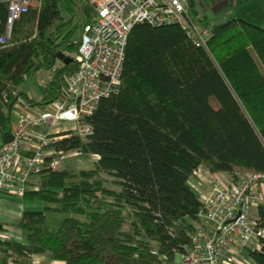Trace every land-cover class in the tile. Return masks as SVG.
<instances>
[{
    "label": "trees",
    "instance_id": "16d2710c",
    "mask_svg": "<svg viewBox=\"0 0 264 264\" xmlns=\"http://www.w3.org/2000/svg\"><path fill=\"white\" fill-rule=\"evenodd\" d=\"M60 1L40 0L15 19L0 44L2 142L12 137L17 95L28 99L19 88L23 77L53 70L39 87L41 99H29L45 105L76 70L74 60L64 63L57 54L76 53L94 8L90 0H67L71 15L65 18ZM189 12L202 24L192 3ZM5 16L6 0H0ZM209 29L203 47L175 23L133 25L119 90L86 118L91 133L51 144L98 159L90 168L37 175L36 188L23 198L44 208L23 212L18 227L26 244L0 241L1 260L31 264L33 254L46 253L63 264H174L202 210L190 186L193 171L200 166L232 178L264 173V28L230 18ZM48 213L62 215L58 230L47 223ZM259 225L264 228V209ZM245 252L264 264V238L259 249Z\"/></svg>",
    "mask_w": 264,
    "mask_h": 264
},
{
    "label": "built area",
    "instance_id": "2783aa9c",
    "mask_svg": "<svg viewBox=\"0 0 264 264\" xmlns=\"http://www.w3.org/2000/svg\"><path fill=\"white\" fill-rule=\"evenodd\" d=\"M39 1L6 0L0 44L10 37L15 19L37 8ZM89 4L94 14L81 26L76 53L64 52L75 61L76 70L67 76L59 96L45 105H31L29 97H16L12 137L0 144L1 194L23 198L26 190L36 188L31 184L34 176L56 170L64 158L82 155L51 144L71 134L86 138L91 133L86 118L102 98L119 90L127 38L134 24H178L197 46L206 47L210 37L209 25L190 14L189 0H90ZM51 72H37L41 85ZM90 157L98 159L96 154ZM216 176L200 166L192 173L202 210L189 244L179 256L181 264H244L241 256L246 250L259 249L264 238V228L259 225L264 173L244 172L235 178L220 175L221 180Z\"/></svg>",
    "mask_w": 264,
    "mask_h": 264
},
{
    "label": "crops",
    "instance_id": "0c3cea01",
    "mask_svg": "<svg viewBox=\"0 0 264 264\" xmlns=\"http://www.w3.org/2000/svg\"><path fill=\"white\" fill-rule=\"evenodd\" d=\"M189 2L194 5L202 24L210 25L219 20L243 18L264 28V0H189ZM231 11L233 14L242 11L246 16L240 13V15L228 18L227 14ZM40 85L41 82L38 80V86L40 87ZM25 93L29 97L31 92L26 91ZM35 98L36 101H39L41 94L39 93V96ZM43 208V202L0 193V241L13 240L26 244L25 235L18 227L20 218L25 211H41ZM49 215H54V213L47 214V221ZM56 216H59L57 217L59 220L62 215L57 214ZM55 226H58V223ZM30 259L31 264H63V262L53 259L51 255L46 253L33 254ZM0 264H13L12 258L9 257L6 261L0 259ZM174 264H181L180 258L179 263H176L175 260ZM252 264L255 263L252 261Z\"/></svg>",
    "mask_w": 264,
    "mask_h": 264
},
{
    "label": "rangeland",
    "instance_id": "374dc122",
    "mask_svg": "<svg viewBox=\"0 0 264 264\" xmlns=\"http://www.w3.org/2000/svg\"><path fill=\"white\" fill-rule=\"evenodd\" d=\"M60 9H61V13L62 15L65 17V18H69L70 15H71V11L69 9V2L67 0H61L60 1ZM241 15H245L246 14L244 12H240ZM239 12H235L234 14L229 12L227 14V17L230 18V17H234V15H240ZM248 17V16H247ZM75 21H78V15L75 16ZM79 34L77 33L76 34V38H78ZM75 38V39H76ZM19 88L22 90V91H28V92H31L29 97L30 99H32L33 101H36L35 97L39 96V86H38V79H37V75H29V76H25L23 77V80L22 82L20 83L19 85ZM35 97H33V96ZM214 103V101H212ZM92 161L93 159L90 157V156H85V155H80L79 157H76V156H69L67 158H64L62 159V162L59 166V168L57 169H63V168H90L91 167V164H92ZM218 177L219 180H221V176L222 177H227L228 175L227 174H216ZM221 175V176H220ZM33 179H37V176H34ZM190 184L192 185L191 186V189L194 191V192H199V189L198 187L195 185V181L193 180V178H190ZM57 214L54 213V215H49L48 216V221L47 223L49 224V226L51 227V229L53 230H58L60 225H61V220H62V216L60 217L59 220H57V217L59 216H56ZM58 223V226H55V224ZM241 258L243 259L244 261V264H251L249 262V259L247 257L246 254H243L241 256ZM176 263H179V256L176 257Z\"/></svg>",
    "mask_w": 264,
    "mask_h": 264
},
{
    "label": "water",
    "instance_id": "95a60500",
    "mask_svg": "<svg viewBox=\"0 0 264 264\" xmlns=\"http://www.w3.org/2000/svg\"><path fill=\"white\" fill-rule=\"evenodd\" d=\"M57 58L58 60H61L64 63L72 61V58L70 56L65 55L64 52H59L57 54Z\"/></svg>",
    "mask_w": 264,
    "mask_h": 264
}]
</instances>
